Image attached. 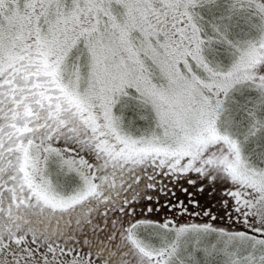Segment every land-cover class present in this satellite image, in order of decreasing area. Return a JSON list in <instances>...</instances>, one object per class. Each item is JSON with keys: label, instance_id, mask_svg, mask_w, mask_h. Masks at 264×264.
<instances>
[{"label": "snow or ice", "instance_id": "obj_1", "mask_svg": "<svg viewBox=\"0 0 264 264\" xmlns=\"http://www.w3.org/2000/svg\"><path fill=\"white\" fill-rule=\"evenodd\" d=\"M0 264H264V0H0Z\"/></svg>", "mask_w": 264, "mask_h": 264}]
</instances>
